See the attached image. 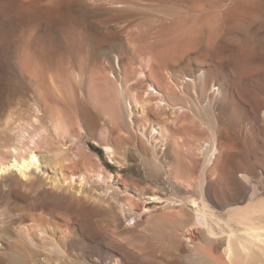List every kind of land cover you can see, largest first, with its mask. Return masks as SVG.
Returning a JSON list of instances; mask_svg holds the SVG:
<instances>
[{
    "label": "rangeland",
    "instance_id": "1",
    "mask_svg": "<svg viewBox=\"0 0 264 264\" xmlns=\"http://www.w3.org/2000/svg\"><path fill=\"white\" fill-rule=\"evenodd\" d=\"M16 1L0 0V120L7 110L20 105L24 107L27 103L25 105L27 117L21 121V128L18 129V133L16 132V136L27 137L29 134H35V141L51 144V140L55 141L57 134L54 132V129L57 130L56 123L54 122V126L52 123L55 121L52 119L53 115L50 118L53 114L51 111L54 105L56 108H62V111L64 109V113L72 118L70 119L72 124L70 123V126L68 123V132L67 128L66 131L62 130L67 132L64 133L65 137L62 140L63 148H66L69 156L78 160L79 164L76 165L72 160L71 165L73 164L74 168H71L75 169L78 166L76 168L81 169V174L84 173L82 176L88 174V177L96 176L100 170L105 175L108 171L111 172L113 177L109 179L104 176L99 180H102L101 182L94 179L95 177L88 178V185L92 183L94 186L93 192L96 195L94 197L113 203L118 199V201L129 199L131 202H128L133 203L132 216L123 217L121 221L113 212L105 209L103 211L97 200L91 202L93 198L90 199L91 203L88 202L90 203L88 207L82 210V215L79 214L81 217H77L79 222H74V234L61 235L66 238V254L74 259L75 264H195L196 259L191 249L194 246H200L204 251L209 248L205 230L208 226H205V221L201 219V224L190 226L192 233L186 234L192 237L190 242H187L185 237L177 239L176 235L187 227V220L190 218L188 216L194 215L192 207L203 210L199 198L203 193L206 204L220 220L219 226L215 221L209 220L210 228L216 233L220 231L219 227L239 232L240 224L228 217L226 211L229 208L243 209L250 203L264 201V0H248L247 10L242 13L243 18L240 14L237 16L238 20L236 17V21L229 24L223 21L220 4L225 2L226 5L230 0H66L69 6L62 10L55 7L58 0H24V3L33 2L27 4L29 7L24 5L28 10L24 15L13 12L12 5ZM196 8L201 9V13L206 19H211L212 23L204 25L197 32L187 34L185 41H177L178 25L187 22ZM39 9L41 12L47 10L46 12L59 21L50 22L44 19L45 14L39 13ZM161 41L166 43L163 44ZM167 50H175L177 60H172L166 55ZM161 54L169 57L171 63L169 69L175 70L178 74L186 75L199 71L197 82L195 81L198 85L197 97L192 95L197 98L196 102L194 98L182 102L184 107L176 108L173 114L170 113L172 109L167 108L164 118L167 119L166 125L169 130L168 140L170 143H177V147L168 143L160 155L170 160L171 165L181 175L180 179H171L164 169L156 174L149 172L145 164L146 145L137 131L138 124L142 122L140 116L134 117L135 125L128 126L123 121L117 124L98 110L100 105L94 103V95H91L93 93L91 89L93 90L96 85L101 86L100 81L106 76L108 67L118 58L121 72L128 79L130 87L141 89L143 78L137 73L142 70L144 73L146 71L145 74L150 73L149 75L163 80L167 76L168 68L162 66ZM24 63L27 66L24 67ZM38 70L44 72L53 70V74L56 71L58 74L56 75L61 77L60 80L67 82H64L65 87L68 85L66 89H72L70 97L73 102L78 101L71 106L70 98L65 99L58 92L51 93L50 97L45 98L39 85ZM78 73L81 74V80L75 78ZM63 77L66 78L63 80ZM212 83L220 86L219 97L216 95L215 100L212 99L213 95H209ZM73 93L78 99L72 96ZM110 97V103L115 105L116 102ZM207 98L210 100L208 104ZM80 99L82 101H79ZM79 102L80 106L87 105L92 112L96 110L95 118L104 126L105 140L118 143L117 146L124 152L128 164L112 163L104 154V143H95L94 137L91 138V133L85 128L79 131L82 126L77 106ZM257 103H260L258 107ZM152 114L153 112H150V115ZM208 126L217 128V131L221 129L218 131L220 140L225 147L229 145L230 155L227 161L236 164L238 170L249 167L250 161V167H253L257 174L255 179L245 181L238 173L242 170L237 171L236 177L239 180L241 178L243 184L220 186L217 196L211 197L205 192H199L197 182L203 162L201 155L195 153L189 145L192 137L208 134ZM2 141L4 142V139L0 140V150H4L5 147ZM78 145L83 149L76 148ZM85 147L98 156L100 166L92 161H84V154L81 152L86 151ZM77 149L80 150L79 153ZM207 168L209 166L204 167ZM16 185L14 184V187ZM29 186L30 182H26L23 189L29 191ZM45 188L49 190L46 199L56 201L52 187L47 185ZM142 189L143 194L139 192ZM86 192L84 190V194ZM151 194L157 195L159 199L150 201L148 197ZM191 197L197 201L195 206L187 202ZM28 201H30L28 198L16 201L11 198L7 187L0 189V227L10 229L11 226L19 228L31 224L32 221L29 220L26 225L16 224V227L12 225V221L19 219L13 215L12 207L27 204ZM166 213L171 217L163 219L162 216ZM176 217L182 222L176 220ZM71 221L75 219H70ZM45 232L47 231L39 232V235L42 234L38 237L40 241L42 240L40 244L34 241L37 248L41 246L38 249L41 251L44 246L49 248L53 242L59 241V233L56 232L52 237L50 232ZM214 237L219 238L220 234ZM4 261L5 259L0 258V264L7 263Z\"/></svg>",
    "mask_w": 264,
    "mask_h": 264
},
{
    "label": "bare ground",
    "instance_id": "2",
    "mask_svg": "<svg viewBox=\"0 0 264 264\" xmlns=\"http://www.w3.org/2000/svg\"><path fill=\"white\" fill-rule=\"evenodd\" d=\"M23 1L24 0L22 1L17 0L15 3L13 2L14 3L12 5V9L14 10L13 12L16 11L19 14L24 15V13L28 11L27 7H29V5L27 6V4L33 2L30 1L29 3H24ZM117 3L118 2H115V4ZM224 3H222V5L219 3L221 8L220 12L221 15L223 16L224 23L229 24L231 22L232 23L235 22L236 17L238 15L241 14L242 16L245 13L244 10L246 9L248 0H230L228 4L226 3L225 5ZM24 5L27 7L25 8ZM55 5H56L55 7L59 8V10H62L63 8L66 9L69 6L66 0H58ZM251 6L252 5H250V7ZM217 7H219L218 4ZM42 9L43 8H41V10ZM198 9L199 8H196L192 11V13L188 18L189 20L188 19L186 20L187 22L178 25L179 30H177L178 32L176 36L177 41L183 42L187 34L189 33L192 34L193 32H197L204 25L212 23V20L206 19L205 15L201 13L200 11L201 9L200 10ZM41 10L39 9V13L44 12V11L41 12ZM46 11L44 12L45 14L44 19L49 20L50 22L59 21V19H57L55 16L54 18L53 16L50 15V13ZM255 11L257 10L255 9ZM239 19H241V17ZM189 38H187L188 41ZM161 42L163 43V41ZM169 43L172 42L169 41ZM46 50H48V48H46ZM138 50L139 49H137V51ZM164 50L166 51V49ZM165 51L162 52L164 53ZM175 52H176L175 50L173 51L167 50L166 55H168L172 60H177V55ZM249 52H251V49ZM203 56L204 55H202V57ZM120 57L122 56L120 55ZM160 57L162 58L161 60L162 66L168 68L166 73L167 76H165L163 80H159L158 79L159 77L155 78V76L149 75L150 73L145 74L146 71L144 73V71L141 68L142 71H138L137 73V75L143 78L141 89L130 87L128 84V79L125 78L121 72V67L119 66V58H118L117 61L112 64V66L108 67L109 69L106 72V76L100 81L101 86L96 85V87L93 90L91 89V91L93 92V93L91 92L92 93L91 95H94V97L92 96L95 101L94 103L100 105L99 109L98 107L97 109L100 110V112H102L103 115L109 116L112 119V121L117 124L123 121L125 125L128 126H131L133 124L135 125L136 120H134V117L137 115L140 116L142 122L138 124L137 131L139 136H141V138L144 140V143L146 145L145 149H146L147 161L145 160L146 161L145 164L146 166H148L149 172H151V174H156V172H160L161 170L164 169L165 172L169 174L171 179H175V178L180 179L181 175L178 174L179 172L173 167V165H171L170 160L167 159L166 156L160 155L162 153V150H164L167 144L170 143L168 140L169 130L166 125L167 119L164 118L166 116L167 108H169L170 110L172 109V112L170 113L173 114L176 111L175 110L176 108L184 107L183 106L184 104H182V102L189 101V99H193L194 98L193 96L197 97L196 86L198 85L196 83L197 82L196 80L197 77H199L198 76L199 71L197 73H191L186 75L183 73L178 74L176 73L175 70L169 69L171 67L169 57H166L165 55L162 54L160 55ZM240 64H242V62ZM23 66L25 67L27 65H25L24 63ZM233 66L235 68V65ZM248 66L250 69V65ZM51 67L52 69L54 68L53 66ZM236 68H238V66ZM52 72L53 70L52 71L45 70V72L44 70L43 71L41 70L39 72V76H40L38 77L40 78L39 85L43 96L47 98L50 97L51 93L54 94L58 92L59 94H62L65 99L70 98L69 101L70 105L76 103L78 100H76V102H73L72 97H70V95L72 94L71 93L72 89L71 90L66 89L68 85L65 87L64 82L66 81L60 80L61 77H59L60 75L57 76L58 74L56 73V71H54V74ZM64 78L66 77H63V80ZM75 78L76 80H78V78H80L81 80V74L80 73L76 74ZM81 93L83 94V92ZM110 93L112 94V97H110ZM209 93H210L209 95L214 96L212 99L215 100L214 98L216 95L219 97L218 94L220 93V86L219 85L216 86L215 83H212L209 87ZM72 96L73 97L75 96L78 99V97L74 95V93ZM109 97L112 99V101L114 100L116 102L115 105H112V103H110ZM223 97L224 96H222V98ZM195 99L197 100V98H194L193 100L195 101ZM209 99L207 101V104L210 102ZM79 101L82 100L80 99ZM53 103L54 102H52V104ZM80 103L81 102H79V105L77 104V106L79 107V115H80L78 116L80 117V123L82 125L79 128V131H82L85 128L86 131L88 130L91 133L90 134L92 135L91 138L94 137L93 139L95 143H100V142L104 143L103 144L104 154L106 158H108L112 163L117 165L128 164L124 152H121V150L117 146L118 143L117 144L111 143L105 140L106 137H105V129L103 128L104 126L101 125V122H99V120L95 118L94 113L96 110L92 112L87 105L84 106L83 104H81L80 106ZM259 104L257 103V107L259 106ZM96 106L94 108H96ZM24 107L20 105V107L7 110L5 112L4 117L0 120V140L4 139V142L3 141L2 142L6 147V148L4 147V150H0V189L2 190V188L7 187L9 193L11 194V198H14L16 201L24 198L30 199V201H28L27 204L24 205L17 204L16 207L15 206L12 207L11 211L13 215L19 217V219L12 221L13 222L12 225L14 226L16 224L18 226L20 224L26 225V222L29 220L32 221V223L29 224L28 226L20 225L21 227L19 228H14L11 226L10 229L8 228L6 229L4 227L2 228L0 227V258H3V260L5 259V261L7 262L6 264H75L76 262H74V259L72 258L73 259L72 260L69 257V255L66 254V245H67L65 240L66 238L64 236L61 237V235H63L64 233L69 234L74 232L75 230L74 222L76 223L79 222V218L77 217H81L79 214L82 212V210H85L91 202H96L97 200L99 205H102L103 211L105 209L107 211L113 212L115 217H118L122 221L123 217L132 216L133 203H130L131 200L129 199L128 200L124 199L127 201H118L119 200L118 199L116 200L117 202L114 201L113 203L112 201H104L100 197H96V198L94 197L96 196L94 195L93 192L94 186H92L93 184L91 182H90L91 185H88L89 184L88 178L95 177L94 179L99 181L100 179L104 178V176H106L107 178L111 179L113 177L111 172L108 171L107 172L108 174L105 175L100 170L97 174H95L96 176L90 175L92 177H88V174L87 176H82L84 173L81 174V169L76 168L78 166H76L75 169H73L74 168L73 164L71 165L72 160L73 163H75L76 165L78 164V160H75L73 159L72 156H69V154L65 150L66 148H63V142H62L63 138L65 137L64 135L69 130L67 128L68 123L70 126L72 124L70 121V119L72 118H69L68 116L70 115L67 116L64 113L65 112L64 109L62 111V108L61 109L56 108V105H54L53 111H51L53 112V114H51L50 118L53 115L54 118L52 119L55 121L52 120L53 121L52 123L53 126L55 125L54 122L56 123L55 126L58 130L57 131L56 129H54L55 130L54 132L55 133L57 132V134H55L56 137L54 136L55 141L51 140V144H48V142L41 144V142L39 143L35 141V134H29L27 137H25V135H22L21 137H18L19 135L16 136V132L18 133V129L21 128L20 127L22 124L21 121L23 119H26L27 117L26 115L27 107L25 108ZM71 109L74 110V108ZM150 112H153V114L150 115ZM213 120L215 121L216 119L214 118ZM65 129L67 130V132H63L66 131ZM235 129L237 130V128ZM218 131L217 128L215 129L213 126H208V132H209L208 134H206L205 136L196 135V137H192V141L189 144L193 148L195 153L201 155L203 162L202 170L198 175L199 179L197 182L198 184L197 187L199 189V192L201 193L205 192L206 195L209 197L217 196L218 193L217 190L218 187L220 186L226 187V185L228 186L230 184H237V185L243 184L241 178H243V180L245 181H250L257 177L256 170L253 167H250L251 166L250 161H248L249 163L246 162V165L247 163L250 165V166L248 165L249 167L244 168V166H242L244 168V169H240L242 170V172L238 170V167L235 166L236 164H233L232 161L229 160L227 161L230 155L228 153L229 145L225 147V145L221 142L219 136L220 131L219 132ZM170 144H175L174 146L177 147V143H170ZM76 148L83 149V147L80 145H78ZM78 149L76 151H78L79 153L80 150ZM85 150H86L85 152H81L84 154L83 156L84 161H90V162L92 161L96 165L100 166L98 156L93 152H91L90 150L86 149V147ZM177 153L178 154L180 153L179 148L177 149ZM176 162H178V160H176ZM182 165L185 166V164L183 163ZM205 166H209V168L204 169ZM136 168L138 169L139 166H136ZM78 171L80 172L78 173ZM237 171H240L238 172L241 176L240 180L236 177ZM26 182H30L29 191L23 189V187L26 185ZM14 184H17L16 185L17 187L16 186L14 187ZM47 185H50L54 190L52 194L54 195L56 201L54 200L49 201L46 199V194L49 191L48 189L45 188V186ZM84 190L87 191L86 194L88 193L90 195L87 196L86 194H84ZM139 192L143 194V189L140 190ZM203 194L200 195L199 197L201 200V204L203 206V210H201L200 208L198 209L196 207H192L194 208V215L188 216L190 218L189 220H187L188 221V225H186L187 227L185 229L183 228L180 234L177 233L178 235H176L177 239H179L178 237H183V238L185 237V240L187 242H190L192 240V237L190 235L186 236L187 233L190 234L192 233L190 226H196L201 224L202 223L201 219L205 221V226H208L205 230L207 232L206 242L209 244V248L206 251L202 250L200 246L198 247L194 246V248L191 249L196 259L195 264H264V201L258 203H250L246 208L243 209L229 208L226 211V214L228 217L235 219L240 224L239 232L234 231L233 229L230 228L226 229L219 227L220 231L216 233L213 231L212 228H210L211 226L209 224V220L211 222L215 221V224H217L218 226L220 225L219 224L220 220L219 218H217L218 215L212 209H210L209 206L206 204V201L203 198ZM91 198H93V201L90 202ZM148 199L150 201H153V200H158L159 197L155 194H151L148 197ZM61 201L64 202L62 203ZM187 202H189V205L191 203L193 206L197 204V201L195 199H192V197L189 201L187 200ZM59 217L61 219H59ZM163 217L164 218L171 217V215L166 213L164 214V216H162V218ZM70 219H75V221L70 222ZM176 220L180 221V219L179 218L177 219V217ZM171 221L174 222V220ZM181 222L182 221H180V223ZM79 224L81 225V223ZM40 231L50 232L52 237L56 232L59 233L60 235L58 238L59 241L53 242L50 246L51 248L50 247L45 248L44 246L43 249V251L45 250L44 252L38 250L41 246L37 248L35 243L39 242L38 244H40L42 241L38 239V237L42 235V234L39 235ZM217 234H220L219 238L214 237ZM54 254H58V256Z\"/></svg>",
    "mask_w": 264,
    "mask_h": 264
}]
</instances>
